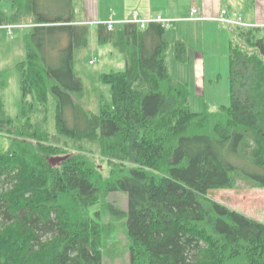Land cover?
Here are the masks:
<instances>
[{"label":"trees","instance_id":"16d2710c","mask_svg":"<svg viewBox=\"0 0 264 264\" xmlns=\"http://www.w3.org/2000/svg\"><path fill=\"white\" fill-rule=\"evenodd\" d=\"M7 1L20 15L0 12V27L39 2ZM37 24L16 66L20 125L0 92V264H104L120 219L130 264H264V223L210 197L238 180L264 188V27L227 26L229 105L197 111L170 69V59L192 66L187 42L160 24L99 25L97 43L122 53L125 69L100 76L112 101L98 96L94 111L75 71L89 26L39 13Z\"/></svg>","mask_w":264,"mask_h":264},{"label":"rangeland","instance_id":"374dc122","mask_svg":"<svg viewBox=\"0 0 264 264\" xmlns=\"http://www.w3.org/2000/svg\"><path fill=\"white\" fill-rule=\"evenodd\" d=\"M135 1L39 0L35 6L36 12L30 13L32 15L27 17L21 16L22 19L17 22L19 25L23 23V26L26 27L24 31L16 28L13 34H10L9 30L5 28L6 26L0 27V92H2V87H4L2 98L5 104V111L13 117L17 125L21 124V87L16 66L24 59V37L32 28L38 26V13L48 19H73L77 24L90 25L88 22L77 21L80 19L89 21L92 14H100L102 18L106 14L115 15L127 6H132ZM190 1L176 0V3L182 6L183 4H189ZM232 6L233 4H231L230 0L225 2V7L231 8ZM232 9L235 10L236 8ZM0 12L9 17L16 16L17 14L20 15L13 8L12 2L7 0L0 3ZM91 26H89L91 31L89 45L76 51L75 71L84 84L88 106L95 111L98 104V96L102 95L106 103L112 101L111 88L101 83L100 76L104 73L123 71L125 69V56L110 45H99L95 34L97 30ZM168 31L172 34V30ZM196 34L193 44L195 47H199L202 55L205 54L204 56H206L207 76L206 92H201L200 89L199 92H191L193 94V108L197 111H202L205 103H209L212 108L229 105V92H227L229 30L226 29L217 34L213 33V35L204 34L202 36L203 40L200 41V35ZM63 43L64 41L61 45ZM93 59H96V62L94 65H90V60ZM176 64L170 59V69L174 73H177ZM236 163L242 166L245 165L242 161ZM249 178L252 182H255V179ZM210 197L232 209L243 211L254 219L264 223L263 187L253 186L252 183H248L245 180H238L235 189L213 191L210 193ZM108 200L117 203L122 209L127 211L128 201L123 194L114 193L110 195ZM112 219L108 212H104L103 222H110ZM115 226V232L103 244L104 264H130L127 219L115 221Z\"/></svg>","mask_w":264,"mask_h":264},{"label":"crops","instance_id":"0c3cea01","mask_svg":"<svg viewBox=\"0 0 264 264\" xmlns=\"http://www.w3.org/2000/svg\"><path fill=\"white\" fill-rule=\"evenodd\" d=\"M227 0H191L189 4H183L182 6L176 3V0H136L132 6H127L121 12L117 14H106L102 18L100 14H92L89 21L83 19L77 22L88 23H102L110 18H115L118 21L131 20L135 13H138L142 18H155L157 15H162L165 18L174 21V25H171L169 30V39L171 41L184 40L189 44L191 49L194 50V61L192 66L185 67L180 64H176L177 73L174 76L186 82H189L192 87V92L199 89L201 92H206V56L200 53L199 47H195L194 37L198 33L200 40H203L204 34H217L227 29V25L220 22H214L209 20L190 22L188 18L190 16L191 9L197 7L201 10L202 15L206 18L216 17L222 10L229 12L231 18H241L244 24L247 26H261L264 27V0H230L233 6L231 8L225 7ZM232 8H236L235 10ZM172 23V24H173ZM97 30V24L93 26ZM197 41V42H199ZM229 41V36H228ZM175 62V61H174ZM176 63V62H175ZM228 75V74H227ZM228 89V84H227ZM228 92V90H227Z\"/></svg>","mask_w":264,"mask_h":264},{"label":"built area","instance_id":"2783aa9c","mask_svg":"<svg viewBox=\"0 0 264 264\" xmlns=\"http://www.w3.org/2000/svg\"><path fill=\"white\" fill-rule=\"evenodd\" d=\"M190 20L194 21V22H199L202 20H212V21L230 24V25H243L240 19H237V20L230 19V17H228V14L226 11H222L220 13V15L213 17V18H204L201 15L200 10L197 8L192 9L191 15H190ZM171 22H172L171 20L165 19L160 15L157 16L156 18H153V19H145V18H141L138 15V13H135L133 19L130 21L119 22V21L115 20L114 18H110L108 21L104 22L103 25L107 26L109 31H114L118 25L128 24V23L138 24L141 26L142 29H144L147 27V25H149L151 23L161 24L162 26L168 28L170 26ZM13 28L14 27H12V26L8 27V30L10 33H12ZM91 63H93V61Z\"/></svg>","mask_w":264,"mask_h":264},{"label":"water","instance_id":"95a60500","mask_svg":"<svg viewBox=\"0 0 264 264\" xmlns=\"http://www.w3.org/2000/svg\"><path fill=\"white\" fill-rule=\"evenodd\" d=\"M64 159L62 158H51L49 159V163L52 165L60 164Z\"/></svg>","mask_w":264,"mask_h":264}]
</instances>
